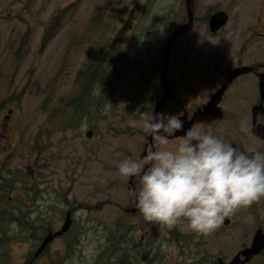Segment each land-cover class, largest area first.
Segmentation results:
<instances>
[{
    "label": "rangeland",
    "instance_id": "1",
    "mask_svg": "<svg viewBox=\"0 0 264 264\" xmlns=\"http://www.w3.org/2000/svg\"><path fill=\"white\" fill-rule=\"evenodd\" d=\"M72 1L0 0V171H4L0 173H16L17 178L11 184L14 189L16 185L21 186V181L28 180L25 168L35 165V171L39 169L38 181L42 183L39 187L44 189V194L48 193L42 198V204L54 203L48 208L53 228L62 224L66 210L72 213L73 227L66 237L71 242L70 250L65 248L64 240H57L52 244L51 254L57 260L62 258L63 264H91L123 214V208L132 207L134 198L127 185L128 178L118 174L117 165L125 158L139 157L145 146L146 134L141 128L130 126V122L138 121L144 111H151L153 101L159 99L160 74L153 69L160 61L167 30L182 21L185 11L183 0H80L75 14L55 29L52 39L40 50L49 18L55 10ZM194 4V13L200 22L181 40L192 49L187 56L189 65L193 63L197 47L214 50L215 42L220 39L227 40V48L236 51L249 34L251 58L262 60L264 41L255 31H261L256 25L264 23V0H194ZM217 10L228 14V22L220 33L209 35L202 18ZM121 30L118 52H129L133 41L130 49L134 62L122 77L117 71L111 74L115 82L101 113L97 116L93 111L76 129H60L61 122L56 120L45 128L49 108L79 91L76 72L115 33L120 35ZM131 35L136 39H130ZM20 36L26 37V42L17 51ZM170 60L169 82L180 83L179 48L172 52ZM148 80L152 83L151 89H147ZM192 84L190 93L198 86L196 82ZM180 96L176 89L172 102ZM181 108L182 105L175 110L180 112ZM88 129H92L90 138L85 136ZM40 131L44 133L43 143L39 145L48 143V149L41 152L33 147ZM179 138L170 140V146ZM134 181L137 180L134 178ZM3 182L9 186L10 180ZM17 191L20 192L14 190ZM5 200L1 199L2 204ZM37 214L40 215L39 209L32 212V218L38 217ZM228 218V225L221 224L208 235L195 233L186 224H177L188 241H172L167 233V239L161 238L155 243L151 264H193L197 260L212 264L217 256L228 261L249 244L256 228L264 229V198L238 209ZM133 221L131 230L138 239L145 227L139 217ZM31 245L26 239L11 242L8 250L11 264H21L22 254ZM147 251L145 246L144 253ZM118 256H122L119 251ZM37 264L48 262L41 260ZM248 264H264V254Z\"/></svg>",
    "mask_w": 264,
    "mask_h": 264
},
{
    "label": "clouds",
    "instance_id": "2",
    "mask_svg": "<svg viewBox=\"0 0 264 264\" xmlns=\"http://www.w3.org/2000/svg\"><path fill=\"white\" fill-rule=\"evenodd\" d=\"M183 123L144 111L130 126L141 128L152 144L143 156L121 160L117 172L138 181L130 193L145 221L169 228L183 223L208 235L225 217L264 198V151L254 144L240 151L199 126L170 146ZM250 127L246 119L238 122L241 133L250 134Z\"/></svg>",
    "mask_w": 264,
    "mask_h": 264
},
{
    "label": "flooded vegetation",
    "instance_id": "3",
    "mask_svg": "<svg viewBox=\"0 0 264 264\" xmlns=\"http://www.w3.org/2000/svg\"><path fill=\"white\" fill-rule=\"evenodd\" d=\"M225 26L226 25L222 26L220 30L216 32V34L220 33L222 31L221 29H223ZM256 27L261 29V31L255 32L264 41V23L257 24ZM122 30L120 35H118V43L121 40L120 37ZM188 33L181 34L179 37L183 40L186 38ZM216 34L214 33L213 35ZM130 39L135 40L136 38L131 35ZM133 43L134 42L131 41L129 52L128 50L118 52V75L121 77L124 72H126L133 65L134 53L132 54L131 52ZM262 43L264 44V42ZM227 44V40L226 42H222L219 39L213 46L214 50L206 51V49L202 47H197L193 55V63L189 65L187 56L189 55V52L192 51V49H188L187 44H183V42L179 43L178 48L181 50L182 59V74H180V77L184 80V83L183 81H180L177 89H179V94H181V96L177 100H174L175 104L172 105L174 107H178V105L180 107V105H182V108L180 112L178 111V113L174 111H168L165 113L164 108L168 105L167 103L166 106L162 108V112L160 111L161 113L159 114V119L167 121L170 114L175 115L182 122H184L183 126H186L192 114L199 108H202L199 112V122L191 125V128L197 126L202 127L205 131L222 138L226 143L231 144L240 151H244L246 146L252 142L259 144V150L261 148V151H264V97H262V93L260 91V83L264 84V49L262 60L256 61L251 58L249 49L250 34L243 38L241 47L236 51L231 47L227 48ZM172 50L175 49L173 48ZM236 68H243V70L238 72L231 80H227V77ZM247 68H249V70ZM195 82L198 84V86H195V90L190 93L192 87H194L192 83ZM189 83L191 84L190 86ZM223 84H226V87L217 99L216 106L203 109V105L207 103L211 94L216 92L220 87H222ZM160 85L163 88L162 82ZM168 86L169 88L171 86L169 82ZM169 99H171L170 96ZM168 101L170 102V100ZM219 114L221 117L208 121L210 117H218ZM241 119H246L249 121L251 126L250 134H244L239 131L238 122ZM172 139L175 138H171L170 140ZM144 142V147L147 148L148 146H151L152 138L145 135ZM0 172L4 173V171ZM1 173L0 179L7 177L5 174L1 175ZM29 178L31 180L30 183L37 180V177L35 176ZM5 187L8 186L5 184ZM26 188L31 190V188L28 186H26ZM46 200L47 197H45V201ZM42 202L43 200L41 199V191L38 189L36 192L35 201L32 202L31 207H23L22 210L17 208L11 209L12 201L10 198H8V201L5 202V206L6 209H11L15 212L22 211V219L24 223L30 228H34L33 231L37 233L41 230V222L43 220L42 215L48 217L46 219L49 220L52 225V221L48 214L49 206L43 205ZM34 208H38L40 213V215H36L38 217H35V219L32 218V212L38 211V209L34 210ZM49 208L51 209L52 207ZM148 223L149 226H151L150 222ZM157 225V227L154 226L155 232H151L153 239L149 243V249L147 252L144 253V247L147 245L146 242L149 238L148 234L141 235L137 242L135 240L133 241V253L130 249L131 264H136L137 260H140L141 264L144 262L145 264L151 263V254L153 252L154 243L158 235H161L163 231V226L160 224ZM29 235L30 240L32 241V231H30ZM138 246L141 247L140 250H138ZM49 250L50 247L48 245L43 251L40 252V255L37 258H34L32 253L28 254V252H26L23 255L22 263H37L39 260H41V258L46 256V253ZM2 251L3 246L0 245V253Z\"/></svg>",
    "mask_w": 264,
    "mask_h": 264
},
{
    "label": "trees",
    "instance_id": "4",
    "mask_svg": "<svg viewBox=\"0 0 264 264\" xmlns=\"http://www.w3.org/2000/svg\"><path fill=\"white\" fill-rule=\"evenodd\" d=\"M79 2L80 0H74L66 6L60 7L53 12L47 24L45 25L39 47L40 50H42L45 47V44L52 39V34L55 33L56 30H58L60 27H62L64 25V22L68 18H71L75 14ZM117 41L118 35L109 43L107 41L108 44L103 46L104 48L102 53L95 56V59L91 63L86 64L84 69L77 73L78 78H76V80L80 85L78 94L76 96L60 99L56 105H53V107L49 108V114L47 116L48 124L45 128H49L48 126H51L53 123H55L56 120L61 122L60 129H76L78 127V124L84 118L90 117L91 110L100 113L101 107H99V105L103 106L102 98H104V101L106 98V94H104V91L101 90V87L105 84L106 88L104 89H108V86L114 83L111 74L115 71V66L116 68L118 67ZM25 42L26 37H21L17 51L22 49ZM19 55H21V53H19ZM99 78L102 79L101 83H99ZM98 93L102 94L97 96L96 94ZM94 100H97L95 106H93ZM7 101L9 102L10 99ZM92 107L94 108L91 109ZM92 126L95 127V125ZM43 133L44 131H40L34 138L33 147L37 149V151H44L48 149V143H45L44 146L39 145V143H41L43 140ZM8 175L10 176L3 177L2 181H0V198L7 199L8 197H11V199H13L11 209L17 208L22 210V208L26 206L27 202L35 200L36 196L33 197V195L36 193V189L34 188L38 187L39 181L36 180L30 183L31 180L29 178L28 180L21 181V186L16 185L13 189L11 184L12 180L17 178L15 176L16 173H10ZM18 178L20 179V176ZM3 180H10V186L5 187ZM26 186L30 187L31 190H29V188H26ZM7 189L10 190V192L5 193V190ZM16 189H19L20 192L17 191L15 193L14 190ZM12 192L13 194L10 195ZM18 194H20L21 196L17 197ZM11 209H6L5 205L0 204L1 232L6 234L8 228L3 229L2 226H9L8 223H16L18 225L19 234L22 233L20 232V229H22V227L25 228V230H28L26 226H24L25 223L22 219V211L15 212ZM116 226L117 224H115V227L108 233L109 235L106 238L105 244L101 246V250L97 258L94 259V262H92L91 264H130L127 253L131 255L129 253L130 251L128 252V250L131 249L132 253L134 250L132 236L126 233L127 230H118ZM47 228H51L50 223L47 220L42 221L39 239L42 237V234L45 233L44 231H46ZM175 233L176 232L173 231L172 235H174ZM36 234L37 233H35L34 237L36 236ZM18 235H14L15 238H18ZM8 240H10L9 243L12 242L11 239H5L7 243ZM9 243L7 244L8 248ZM140 248L141 247L138 246V250H140ZM122 250L124 257L118 256V251L121 252ZM195 264H203V262L202 260H199L196 261ZM213 264H216V262H213Z\"/></svg>",
    "mask_w": 264,
    "mask_h": 264
},
{
    "label": "water",
    "instance_id": "5",
    "mask_svg": "<svg viewBox=\"0 0 264 264\" xmlns=\"http://www.w3.org/2000/svg\"><path fill=\"white\" fill-rule=\"evenodd\" d=\"M186 1V12H187V16H188V22L186 24H183L181 26H179L170 36L167 46H166V52H165V70H167L168 68V53H169V49L171 46V43L174 39V36L178 33V32H182V31H186L190 28L191 26V21H192V14H193V0H185ZM225 20V14L223 12H219L217 14H215L212 17V22H214L215 24H219L224 22ZM164 77V75H163ZM261 89H262V97H264V84H261ZM221 93V89L218 90V92L215 94L214 98L210 100L209 102V106L214 107L216 101H217V96H219V94ZM167 99V90L164 93L163 99L161 100V102L157 105L154 114H156L157 110L165 103ZM200 115L199 114H195L192 118V120L190 121V123H194V122H198L200 120ZM216 116H212L210 117L209 120H211L212 118H214ZM190 123H188V126H186V130L189 128ZM181 131L184 134V131ZM87 135H90V131L87 132ZM27 171L29 172L30 169L27 168ZM225 223H228V219H224ZM69 224V220L68 218L65 220V223L63 224L62 228L56 232L55 234H60L61 232H63L67 226ZM49 240V238L47 237L41 246H44V244L47 243V241ZM41 249V248H40ZM264 249V232L261 229H257L253 236H252V240H251V244L249 247L241 250L240 252L237 253V255L228 263V264H244L246 261H248L253 255L255 254H259L262 250ZM40 250H38L39 252ZM240 255H243V259H240ZM218 261L221 264H224L223 261H221V259L219 258Z\"/></svg>",
    "mask_w": 264,
    "mask_h": 264
}]
</instances>
